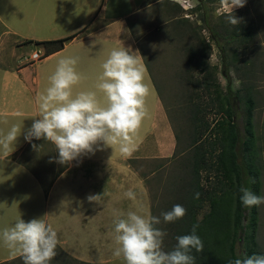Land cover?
<instances>
[{"label": "crops", "instance_id": "0c3cea01", "mask_svg": "<svg viewBox=\"0 0 264 264\" xmlns=\"http://www.w3.org/2000/svg\"><path fill=\"white\" fill-rule=\"evenodd\" d=\"M176 1L183 7L188 5L185 10L194 7V0ZM156 3V0H0V135L6 134L13 124L22 127L14 151L6 158L0 153V232L19 217L26 222L44 217L57 232L59 248L75 263L123 264L122 257L113 255L118 247L114 241L113 221L130 207L138 214L141 211L146 214L148 210L138 194V186L143 182L126 161L140 150L141 157H146L147 153L150 159L168 157L175 142L146 59L147 51L137 47L132 35L135 29L132 22ZM250 7L254 12L238 24L251 33L250 40L242 44L237 42L243 38L231 41L227 48V86L233 92L230 70H241V74H237L241 86L234 93L251 97L252 122L258 110L262 122L264 0H252ZM240 11L241 8L234 9V15ZM217 17L226 25L216 33L227 36L235 30L224 15ZM73 35H76L73 40L49 55L43 46L35 44ZM121 47L131 48L133 52L138 50L146 67L145 82L150 87L145 101L148 115L139 129L136 150L131 157H122L118 147L113 150L103 147L101 142L103 150L62 165L54 160L58 157L55 145L44 139H33L31 143L24 139L34 119H39L37 98L50 87L49 77L54 74L59 59L78 58L75 70L81 80L73 86V97L81 91H95L103 102V94L96 88L102 64L113 49ZM214 49L218 57L219 49L213 47L212 53ZM38 50L44 57L31 63V54ZM257 75L263 76L259 88L252 83ZM33 144L37 145L36 149ZM89 165L97 166L96 170L87 173L85 167ZM110 168L114 169L112 173ZM125 184L128 185L124 187ZM129 185L133 188H128ZM129 189L136 193L135 201L124 196ZM97 194L102 196V203H90L87 197ZM140 203H145L143 208ZM19 260V257L12 258L0 241V264Z\"/></svg>", "mask_w": 264, "mask_h": 264}, {"label": "clouds", "instance_id": "9594fccd", "mask_svg": "<svg viewBox=\"0 0 264 264\" xmlns=\"http://www.w3.org/2000/svg\"><path fill=\"white\" fill-rule=\"evenodd\" d=\"M247 0H219L218 15H224L232 26L240 23L234 9L243 8ZM78 58L64 57L49 77L50 87L37 98L39 119H34L24 139H44L55 145L58 157L55 162L71 164L83 155L94 154L100 147H118L122 157H131L136 150L135 140L142 122L148 115L146 98L150 87L145 82L146 67L138 50L121 47L113 49L102 64V74L96 88L103 94V102L95 91H81L73 97V86L81 77L75 70ZM19 115V114H18ZM7 123V121H5ZM22 127L13 124L6 134L0 135V153L4 158L13 151ZM34 149L37 145L33 144ZM50 162H53L50 160ZM240 201L245 208L264 204V196H258L248 187L239 188ZM129 200L137 199L129 189L124 193ZM102 196L89 195L90 203L101 204ZM199 198V193L195 194ZM187 210L176 204L162 212L164 223L183 219ZM114 241L118 247L113 255L123 259V264H196L193 252L202 253L204 244L196 234L198 224L191 233L177 236L171 251L163 248L165 231L157 227L161 218L138 214L129 210L119 213L113 221ZM0 241L12 258L19 257L23 264H50L57 255V232L43 218L25 221L19 217L10 227L0 232ZM228 264H264V255L253 254L229 260Z\"/></svg>", "mask_w": 264, "mask_h": 264}, {"label": "trees", "instance_id": "16d2710c", "mask_svg": "<svg viewBox=\"0 0 264 264\" xmlns=\"http://www.w3.org/2000/svg\"><path fill=\"white\" fill-rule=\"evenodd\" d=\"M215 1L216 0H209V4L215 3ZM159 4L161 6H166L168 9L172 6L173 11L169 9L172 14L181 12L177 4H171L169 0H161ZM187 19L188 18H177L175 22H173L171 18H168L165 27L173 25L175 29H179L184 26V24L189 23ZM189 30L192 32L193 36L190 38L187 49L185 50L184 48L186 53V70L192 76L200 74L202 78L197 79V77L194 76L196 79L191 83L194 90H189L187 94L188 116L186 122L189 124L190 131L187 138V146L184 150H181L178 155L183 158L180 159L176 155L177 157L175 156L172 159L174 162L177 159L179 160L175 163L177 166V168H175L177 173L172 174L171 188L167 189L169 196L173 199L169 201L163 200L162 202L164 204L163 207H165L164 212L171 210L174 205L180 204L187 210V214L183 219L173 223H166L165 232L170 240L173 241V247H175L177 243L176 237L190 234L192 226L198 224L199 227L197 228L196 234L203 241L204 250L202 253L193 252V255L196 257V264H218L223 260L228 261V259L234 260L237 258L233 253L236 231L240 232V236L243 238V256L258 254L252 250L256 248V244L254 242V233L252 234V232H250V229L253 228V226L255 227L256 206L245 208L240 201L241 193L239 192V188L244 186L248 187L259 196V174L258 169L254 166V163L257 162L256 152L254 150L255 137L252 122V111L254 106L251 97L248 95L239 96L234 93L233 98L229 88L223 92L217 81L216 67L211 66L209 63L212 54V44L206 42L203 38L197 37L195 29L190 27ZM156 31H161V29L156 26ZM212 35L211 42L219 49V56L222 60L221 75L228 84L229 77L225 65L227 52L223 49L222 42H228L229 44L231 41L243 38L242 41L239 40L240 42H237L242 44L245 40H250L251 33L244 27L238 25L235 26V30L231 34H227V36L224 35V33H213ZM75 37L76 35H73L65 39L35 42V44L43 46L46 50V54L49 55L62 49L67 42L73 40ZM212 93L216 95L217 112L223 113L225 117L223 120L217 121L214 130L213 128L210 129V123L205 120V111L207 108L202 109L199 104V97L202 94L211 95ZM240 105H243L244 109V112H242L243 133L240 132V128L235 121L237 107H240ZM209 130H211V132L208 133ZM204 133L208 135L206 134L202 143L201 138L204 136ZM175 138L176 141H179L180 137L175 136ZM204 143L207 144V148H204ZM216 147L220 148L221 153L216 156V161L213 162L209 160L208 165V159L212 156ZM171 161L168 162V164L171 163ZM174 162L172 163L174 164ZM207 165L208 172H212L214 169L216 178L220 180L221 186L225 185L224 181L230 182L228 184V190L225 193L228 194V197L224 196L219 203L215 206L213 205V210L215 212H212L203 222H197V213L202 209L204 203L206 201H211L212 198L211 192H208L201 184V170H206L205 168ZM162 168L164 167H157V170ZM155 172L156 170L151 173V175L155 174ZM196 193H199L198 199L195 198ZM229 194L232 196L233 194L235 195V204L233 208L234 233L231 234L230 237L226 225L228 223V215L232 201ZM245 219H248V223L243 224ZM161 220L163 221L162 217ZM206 224L212 226L207 228L208 232H210L211 228H218L221 231V239L219 241H216V238L210 233L205 232L203 226ZM223 224L226 226H222ZM250 244L252 249L250 248ZM211 251H217L219 254L217 256L219 259H216L217 263L214 262L216 257L214 258L215 254L212 256L213 254ZM56 252L65 261L64 264L75 263V260L65 254L58 245ZM78 264L82 263L78 262Z\"/></svg>", "mask_w": 264, "mask_h": 264}, {"label": "rangeland", "instance_id": "374dc122", "mask_svg": "<svg viewBox=\"0 0 264 264\" xmlns=\"http://www.w3.org/2000/svg\"><path fill=\"white\" fill-rule=\"evenodd\" d=\"M161 0L157 1L154 7H150V9H145L138 15V18L134 20L132 23L135 25L133 40L136 42V45L141 50L147 51V61L150 64L152 69V76L156 84V89L158 94L160 95L164 110L169 119L170 127L174 135V146L172 149V153L170 156L165 157H155L156 159L148 158L149 153L141 157V150L134 154L130 160L126 161V164L129 165L134 171L137 173L143 183H141V187H139L138 194L139 199L144 201L147 205L146 214L144 211H141V215H152L161 218V213L164 212L165 207L162 203L163 200L173 199L168 194V188H171V177L172 174H176L177 171L175 168L179 160L177 159L175 162L172 160L173 157L179 155L181 150H184L187 146V138L190 131L189 124L186 122V118L188 116V107H187V94L188 91L194 90L193 85L191 84L197 77V79L202 78V75L196 74L192 76L187 72L186 66V53L184 51L189 46V41L192 35V32L189 30L190 27L195 29L197 32V37L203 38L206 42H210L213 47H216L214 43L211 42V35L216 33V30H221L225 27L226 23L222 24V20L218 19L217 9L219 4V0H216L215 3L209 4V0H194L193 8L189 10H185L188 5L185 4L186 7L181 6L175 0H169L171 4H177V6L181 9V12L178 14H172V6L169 7L171 11L166 6H161L159 4ZM250 1L247 0L246 5L241 8V13L236 16L240 18V20H244L247 17H250V12H254L251 10ZM179 2H183V0H179ZM200 4V5H199ZM174 6V5H173ZM202 6V7H200ZM169 12V13H168ZM250 13V14H249ZM171 18L173 22L177 18H188L189 23L184 24V26L179 29H175L173 25H168L165 27V23ZM156 26H158L161 31H156ZM213 36V35H212ZM223 49L226 50L228 55L227 48L229 47L228 42H222ZM217 48V47H216ZM215 50V49H214ZM212 53L210 57L209 63L210 65L216 66L217 72V81L220 84L223 92H225L228 88L227 83L223 76L221 75L222 71V62L219 60L220 56L216 50ZM232 54V53H231ZM230 54V56H231ZM232 58V57H231ZM238 75L241 74V70L235 72V68L230 70L231 75V96L234 98V92L237 88H240V82L238 80ZM262 75V74H261ZM263 76H256L254 78L253 84L261 87V82ZM264 85V84H263ZM259 90V89H258ZM216 95L212 93L211 95L202 94L199 97V104L202 109H206L205 111V120L210 123V129L213 130L216 128L217 121L223 120L224 114L218 113V106L215 100ZM236 102V100H235ZM212 106V107H211ZM211 107V109H210ZM235 121L240 128V132L243 133V122H242V112H244L243 105L237 107ZM264 121L261 122L260 112L259 110L254 113L253 118V132H254V150L256 152V160L254 166L258 169L259 174V196H264ZM211 130L208 131V133ZM207 133H204V136L201 138L202 143L205 139ZM208 135V134H207ZM175 136H179V141H176ZM207 143V142H206ZM204 148H207V144H205ZM220 148L216 147L215 151H213L212 156L208 159L210 161H216V156L220 154ZM136 155H139L137 157ZM186 155V154H185ZM183 155V156H185ZM176 156V157H177ZM208 156V155H207ZM178 158H183L179 157ZM172 160V161H171ZM168 164V162H170ZM174 162V164L172 163ZM201 170V184L208 191L211 192V201H206L202 207V209L197 213L196 220L197 222H203L212 212L213 205L215 206L219 203L224 196L228 197V194H225L228 190L229 181H224L223 186L220 185V180L216 178V172L214 169L211 171ZM163 166L164 168L157 170V167L160 168ZM84 167V166H83ZM97 166L89 165L85 167L87 173L94 172ZM156 170L155 174L151 175ZM110 173L114 171L113 168L109 169ZM128 185V184H127ZM123 185L124 187L127 186ZM128 188H133V185H129ZM172 190V189H171ZM145 191V193H143ZM46 192V191H45ZM143 193V194H142ZM146 194V195H145ZM231 201V206L228 215V223L227 231L229 233V237L234 233L233 227V208L235 204V195L233 196L229 194ZM145 203H140L141 208ZM139 208V207H138ZM131 211H135L133 208H129ZM133 209V210H132ZM140 211V208L138 209ZM128 211V210H127ZM256 221L255 227L250 229L252 234L254 233V242L256 244V248L252 249L251 244L250 248L253 252L264 255V204L260 206H256ZM248 215V214H247ZM248 218V216H247ZM209 219V218H208ZM248 223V219L243 221V224ZM223 224L222 226H226ZM157 227L161 228L165 231L166 223L161 220V224L157 225ZM209 227H212L208 224L203 226L206 233H210L216 238V241L221 239V231L218 228H211L210 232H208ZM235 243L233 248V253L236 257H241L244 254V244L243 238L240 236L241 233L236 231ZM207 241V240H206ZM163 248L165 251H171L173 247V241L170 240L169 236L164 237ZM61 249V248H60ZM62 250V249H61ZM63 251V250H62ZM64 252V251H63ZM65 253V252H64ZM214 256V262L217 263L219 254L217 251H211ZM66 254V253H65ZM217 259V260H216ZM228 261H222L218 264H228ZM65 261L58 254L55 258L50 262V264H64ZM6 264H23L22 260L6 263ZM74 264V263H71ZM85 264V263H82ZM213 264V263H212Z\"/></svg>", "mask_w": 264, "mask_h": 264}, {"label": "built area", "instance_id": "2783aa9c", "mask_svg": "<svg viewBox=\"0 0 264 264\" xmlns=\"http://www.w3.org/2000/svg\"><path fill=\"white\" fill-rule=\"evenodd\" d=\"M44 53L42 51H34L30 56L31 63L39 62L42 60Z\"/></svg>", "mask_w": 264, "mask_h": 264}]
</instances>
